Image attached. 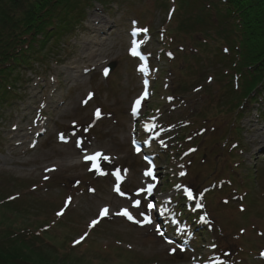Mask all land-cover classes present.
<instances>
[{
    "label": "rangeland",
    "instance_id": "obj_1",
    "mask_svg": "<svg viewBox=\"0 0 264 264\" xmlns=\"http://www.w3.org/2000/svg\"><path fill=\"white\" fill-rule=\"evenodd\" d=\"M172 4L91 1L18 69L0 107L2 230L39 232L62 264H264V90L242 101L215 39L179 32Z\"/></svg>",
    "mask_w": 264,
    "mask_h": 264
},
{
    "label": "trees",
    "instance_id": "obj_2",
    "mask_svg": "<svg viewBox=\"0 0 264 264\" xmlns=\"http://www.w3.org/2000/svg\"><path fill=\"white\" fill-rule=\"evenodd\" d=\"M91 1L0 0V107L17 92L18 69L27 67L31 57L42 56L48 43L56 46L71 37ZM172 1L169 9L174 8L178 31H189V23L192 32L186 33L203 36L200 47L215 39L214 50H208L229 63L228 74L241 88V100L255 101L264 90V0ZM39 239L26 231L0 233V264H62L55 253L50 257L44 252L42 243L36 244Z\"/></svg>",
    "mask_w": 264,
    "mask_h": 264
},
{
    "label": "snow or ice",
    "instance_id": "obj_3",
    "mask_svg": "<svg viewBox=\"0 0 264 264\" xmlns=\"http://www.w3.org/2000/svg\"><path fill=\"white\" fill-rule=\"evenodd\" d=\"M143 31H147V29H143ZM133 54L134 55L136 54L134 50H133ZM105 74H107V71L105 72ZM137 103H139V101H137ZM96 115L99 116V111H97ZM97 155H100V154L98 153ZM86 159H94V157H86ZM145 174L146 175H151V172H146ZM116 190L119 191V188L117 187ZM148 191H151V186H149ZM121 195H123V193H121ZM188 195H189V197H191V195H192L191 191H188ZM138 204H139V201H136L134 206H138ZM149 207H151V205H149ZM107 211H108L107 209H103L101 215H106L107 214ZM60 214L61 213H58V215H60ZM119 214L126 216L129 220H133L134 219L131 216V214L126 209L125 210H122V212L119 213ZM95 223H97V221H93V225ZM262 255H264V253H262Z\"/></svg>",
    "mask_w": 264,
    "mask_h": 264
},
{
    "label": "bare ground",
    "instance_id": "obj_4",
    "mask_svg": "<svg viewBox=\"0 0 264 264\" xmlns=\"http://www.w3.org/2000/svg\"><path fill=\"white\" fill-rule=\"evenodd\" d=\"M147 151H148V148H144V152H146L147 153ZM90 153V152H89ZM54 168H56V167H54Z\"/></svg>",
    "mask_w": 264,
    "mask_h": 264
},
{
    "label": "water",
    "instance_id": "obj_5",
    "mask_svg": "<svg viewBox=\"0 0 264 264\" xmlns=\"http://www.w3.org/2000/svg\"><path fill=\"white\" fill-rule=\"evenodd\" d=\"M114 68V65H112V69Z\"/></svg>",
    "mask_w": 264,
    "mask_h": 264
}]
</instances>
